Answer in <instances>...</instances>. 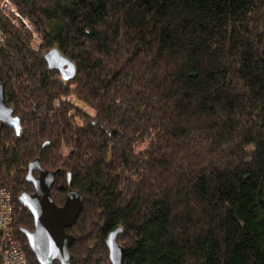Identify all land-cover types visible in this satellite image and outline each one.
Masks as SVG:
<instances>
[{
	"label": "trees",
	"instance_id": "trees-1",
	"mask_svg": "<svg viewBox=\"0 0 264 264\" xmlns=\"http://www.w3.org/2000/svg\"><path fill=\"white\" fill-rule=\"evenodd\" d=\"M10 2L29 27L0 0L20 119L18 133L0 121V184L27 262L33 218L16 198L39 158L55 204L83 199L70 264H110L115 226L121 264H264V0ZM54 46L73 78L48 68Z\"/></svg>",
	"mask_w": 264,
	"mask_h": 264
},
{
	"label": "water",
	"instance_id": "water-1",
	"mask_svg": "<svg viewBox=\"0 0 264 264\" xmlns=\"http://www.w3.org/2000/svg\"><path fill=\"white\" fill-rule=\"evenodd\" d=\"M49 69L59 72L63 80H69L75 75L73 61L63 55L57 47H51L43 54ZM0 121L12 128L16 133L20 131V119L13 114V109L4 98V82L0 74ZM37 171V174H33ZM26 181L33 187V192L23 190L16 198L33 218V228L20 231L35 256L38 264H70L69 247L73 236L65 230L69 228L82 209L83 199L79 191L68 189L61 205L55 204L50 189L54 183L55 171L44 168L39 158L31 160L27 165ZM120 226H115L105 237L110 264H121L123 247L117 236Z\"/></svg>",
	"mask_w": 264,
	"mask_h": 264
},
{
	"label": "built area",
	"instance_id": "built-area-1",
	"mask_svg": "<svg viewBox=\"0 0 264 264\" xmlns=\"http://www.w3.org/2000/svg\"><path fill=\"white\" fill-rule=\"evenodd\" d=\"M1 5L3 10L13 14L14 20L29 27L28 21L15 9L10 0H1ZM12 213V194L8 188L0 184V236L2 240L0 262L1 264H29L21 242L11 232L9 225Z\"/></svg>",
	"mask_w": 264,
	"mask_h": 264
},
{
	"label": "rangeland",
	"instance_id": "rangeland-1",
	"mask_svg": "<svg viewBox=\"0 0 264 264\" xmlns=\"http://www.w3.org/2000/svg\"><path fill=\"white\" fill-rule=\"evenodd\" d=\"M14 114V113H13Z\"/></svg>",
	"mask_w": 264,
	"mask_h": 264
}]
</instances>
